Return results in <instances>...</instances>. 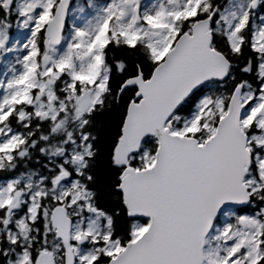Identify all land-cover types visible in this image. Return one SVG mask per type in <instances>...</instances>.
Returning <instances> with one entry per match:
<instances>
[{
  "label": "snow or ice",
  "instance_id": "snow-or-ice-1",
  "mask_svg": "<svg viewBox=\"0 0 264 264\" xmlns=\"http://www.w3.org/2000/svg\"><path fill=\"white\" fill-rule=\"evenodd\" d=\"M0 264H264V0H0Z\"/></svg>",
  "mask_w": 264,
  "mask_h": 264
}]
</instances>
